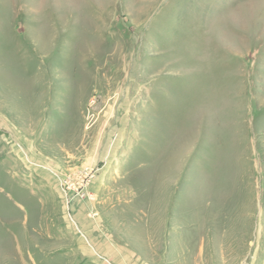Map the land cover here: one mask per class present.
I'll return each instance as SVG.
<instances>
[{"label":"rangeland","instance_id":"1","mask_svg":"<svg viewBox=\"0 0 264 264\" xmlns=\"http://www.w3.org/2000/svg\"><path fill=\"white\" fill-rule=\"evenodd\" d=\"M0 264H264V0H0Z\"/></svg>","mask_w":264,"mask_h":264}]
</instances>
